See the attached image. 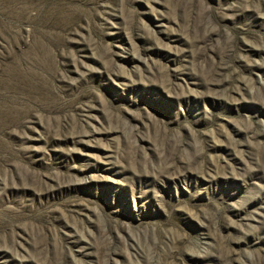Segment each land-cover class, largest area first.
Returning a JSON list of instances; mask_svg holds the SVG:
<instances>
[{
	"label": "rangeland",
	"instance_id": "rangeland-1",
	"mask_svg": "<svg viewBox=\"0 0 264 264\" xmlns=\"http://www.w3.org/2000/svg\"><path fill=\"white\" fill-rule=\"evenodd\" d=\"M0 264H264V0H0Z\"/></svg>",
	"mask_w": 264,
	"mask_h": 264
}]
</instances>
